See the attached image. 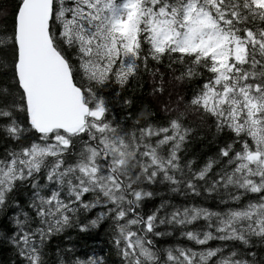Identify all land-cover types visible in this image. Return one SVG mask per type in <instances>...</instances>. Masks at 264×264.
Returning a JSON list of instances; mask_svg holds the SVG:
<instances>
[{
  "label": "snow or ice",
  "instance_id": "6c2138e0",
  "mask_svg": "<svg viewBox=\"0 0 264 264\" xmlns=\"http://www.w3.org/2000/svg\"><path fill=\"white\" fill-rule=\"evenodd\" d=\"M0 264H264V0H0Z\"/></svg>",
  "mask_w": 264,
  "mask_h": 264
}]
</instances>
